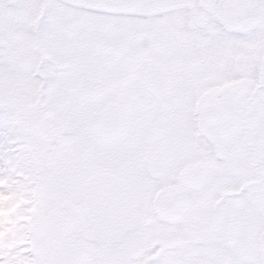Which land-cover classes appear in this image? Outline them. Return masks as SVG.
<instances>
[{
    "label": "snow or ice",
    "instance_id": "1",
    "mask_svg": "<svg viewBox=\"0 0 264 264\" xmlns=\"http://www.w3.org/2000/svg\"><path fill=\"white\" fill-rule=\"evenodd\" d=\"M0 264H264V0H0Z\"/></svg>",
    "mask_w": 264,
    "mask_h": 264
}]
</instances>
